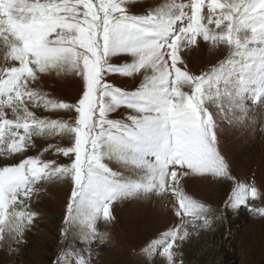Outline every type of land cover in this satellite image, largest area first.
Returning <instances> with one entry per match:
<instances>
[{"label":"snow or ice","instance_id":"snow-or-ice-1","mask_svg":"<svg viewBox=\"0 0 264 264\" xmlns=\"http://www.w3.org/2000/svg\"><path fill=\"white\" fill-rule=\"evenodd\" d=\"M135 3L0 0V156L23 157L0 167V241L21 243L37 217L30 202L40 186L64 179L72 188L61 235L76 227L79 243L88 245L105 242L97 221L115 219L114 202L170 194L179 223L143 249L159 251L166 264H176V249L192 236L188 225L209 224L211 209L185 193V177L233 180L227 206L264 217V207L249 206L261 197L255 184L229 173L218 122L264 131V0H165L140 15L131 11ZM198 38L228 53L196 75L182 52ZM44 75L79 78L78 99L50 98L37 87ZM112 75L139 84L116 87ZM121 108L122 118H110ZM33 109L68 119L40 118ZM34 137L66 139L67 146L43 151L70 163L25 155ZM54 264L89 259L66 245Z\"/></svg>","mask_w":264,"mask_h":264},{"label":"rangeland","instance_id":"rangeland-1","mask_svg":"<svg viewBox=\"0 0 264 264\" xmlns=\"http://www.w3.org/2000/svg\"><path fill=\"white\" fill-rule=\"evenodd\" d=\"M164 2L136 0L131 11L137 15L144 14L149 8ZM227 53L225 46L213 48L198 38V46L184 50L182 58L188 70L199 75L224 59ZM3 64V55L0 53V66ZM109 82L132 91L138 86L139 78L112 75ZM37 87L52 99L74 103L80 95L81 82L71 75H44ZM210 110L215 112L214 108ZM33 111L40 118L68 119L63 112H46L43 109ZM126 112L127 109L121 108L117 113L110 114V118H122ZM218 122L223 128L219 135V151L228 163L230 175L236 180L255 184L261 197L250 201L249 206L264 207V131L259 126L253 130L251 127ZM33 142L35 147L25 155L38 156L43 153L41 159L45 161L70 163L66 157L56 155L54 150L43 151L50 144L67 146L66 139L34 137ZM21 158L19 154L8 159L0 156V167L16 164ZM110 167L123 171L115 162ZM124 174L129 175L126 172ZM182 186L187 195L207 205L211 214L206 227H201L200 221H197L195 229L188 225L189 232L193 234L176 249V264H181V261L183 264H264V217L250 212L245 206H227L234 186L233 180L185 177ZM40 187L41 191L30 202L31 210L37 213L33 225L25 231L19 244L8 237L0 241V264H54L60 250L66 245L84 249L89 264H166L159 251L149 254L143 249L162 232L179 223L174 214L175 200L170 194L114 202L112 212L115 219L107 224L102 218L97 221V230L107 234L105 242L96 241L88 245L79 243V229L76 227L69 228L65 236L61 235V230L66 228L64 217L71 194V181H52Z\"/></svg>","mask_w":264,"mask_h":264}]
</instances>
